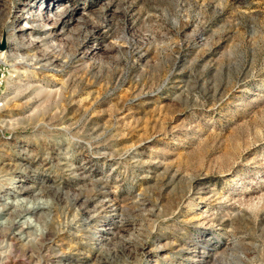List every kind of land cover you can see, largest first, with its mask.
I'll use <instances>...</instances> for the list:
<instances>
[{"label": "rangeland", "instance_id": "1", "mask_svg": "<svg viewBox=\"0 0 264 264\" xmlns=\"http://www.w3.org/2000/svg\"><path fill=\"white\" fill-rule=\"evenodd\" d=\"M0 57V264H264V0H0Z\"/></svg>", "mask_w": 264, "mask_h": 264}, {"label": "built area", "instance_id": "2", "mask_svg": "<svg viewBox=\"0 0 264 264\" xmlns=\"http://www.w3.org/2000/svg\"><path fill=\"white\" fill-rule=\"evenodd\" d=\"M3 80L2 79H0V95H2V93H3V91H2V85H3Z\"/></svg>", "mask_w": 264, "mask_h": 264}, {"label": "bare ground", "instance_id": "3", "mask_svg": "<svg viewBox=\"0 0 264 264\" xmlns=\"http://www.w3.org/2000/svg\"><path fill=\"white\" fill-rule=\"evenodd\" d=\"M4 51H5V50H3V49L1 50V52H3V53H4ZM2 56H3V55H2ZM4 56H5V55H4ZM0 60H1V57H0ZM16 73H17V72H16ZM19 74H20V72H19ZM18 76H19V75H18ZM13 78H15V76H12V79H13ZM13 82L15 83V81H12V83H13Z\"/></svg>", "mask_w": 264, "mask_h": 264}]
</instances>
